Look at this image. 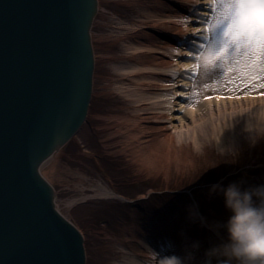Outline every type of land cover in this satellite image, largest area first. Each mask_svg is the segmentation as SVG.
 Wrapping results in <instances>:
<instances>
[{"label":"rangeland","instance_id":"obj_1","mask_svg":"<svg viewBox=\"0 0 264 264\" xmlns=\"http://www.w3.org/2000/svg\"><path fill=\"white\" fill-rule=\"evenodd\" d=\"M99 1L100 11L92 31L96 57L93 97L85 124L63 149L60 174L54 182L57 205L85 235L87 264H124L131 254L125 246L130 231L142 224L177 213L188 214L192 205L200 207L211 219L218 214L225 221L230 213L223 197L210 194V189L215 184L227 186L242 181L243 171L252 167L254 159L263 166L264 134L247 136L238 149L221 151L207 145L198 150L187 169L179 164L171 171L161 169L159 173L152 165L141 168V154L153 160L162 158L155 144L144 147V142L139 141L143 134H150L145 126L162 120L160 123L175 132L181 122L178 103L184 62L202 61L185 55L188 44L184 41L196 33L201 24L196 21L201 17L198 11L207 3L179 0L189 7V11H183L175 4L178 0ZM175 26L180 30L169 29ZM166 30L177 38L168 40L162 35ZM155 37L160 44L150 54L146 53L147 48L139 51L140 45ZM144 54L151 57L150 62L154 59L151 64L149 59L145 61ZM233 57L243 69L245 58L236 57L235 53ZM144 66L148 68L145 72ZM229 67L226 59L212 71L213 81L202 83L206 89L200 90L202 99L208 98L212 103L210 95L228 98L243 92L247 97L259 91L246 87L260 82L259 73L255 80L246 79L244 71L232 73L227 71ZM155 83L160 84L156 90L150 88ZM192 103L189 106L195 108L193 116L197 119L198 101ZM219 105L211 104V111L224 113L226 106ZM236 108L248 110L249 105L241 102ZM185 122V128L192 123L188 119ZM231 154L236 155L235 162ZM99 181L119 195L106 198L99 194L95 188Z\"/></svg>","mask_w":264,"mask_h":264},{"label":"water","instance_id":"obj_2","mask_svg":"<svg viewBox=\"0 0 264 264\" xmlns=\"http://www.w3.org/2000/svg\"><path fill=\"white\" fill-rule=\"evenodd\" d=\"M95 0H0V264H83L39 163L89 108Z\"/></svg>","mask_w":264,"mask_h":264},{"label":"bare ground","instance_id":"obj_3","mask_svg":"<svg viewBox=\"0 0 264 264\" xmlns=\"http://www.w3.org/2000/svg\"><path fill=\"white\" fill-rule=\"evenodd\" d=\"M95 1L96 12L88 24L87 46L94 64L89 108L93 97L94 73L96 69V57L92 31L94 21L100 11V1ZM205 1L207 4L198 11V14L201 17L196 20L201 23L199 26H197V29L199 28L201 33L204 31L205 22L212 15L210 8L212 0ZM175 4L178 5L179 9L183 11H189V7L185 2L178 0V2H175ZM165 5L169 7L167 3H165ZM177 28L176 26L174 28L169 27V29L173 31H179L180 29ZM166 31H163L162 35H164V37H166L168 40L177 38V36L171 35V31ZM144 33L148 34L147 32ZM193 39H195L196 44L202 42L196 37H193ZM159 44V38L155 37L148 43L144 42V44L140 45V47L138 48L139 51H142L144 49V52L147 50L146 53L150 54L151 51H153ZM187 44L188 48L185 52V55L189 56L188 54L190 51L193 53V55H195L197 53L196 46L192 42H189ZM144 55L143 58L145 59V61L149 59L148 64H151L154 59H152V62H150L151 57L147 54L145 56ZM197 63L198 62H193L190 59L184 62V71L182 73L184 77L183 81H181L182 90L180 92L181 98L180 102L178 103L180 106L179 114L181 115L179 117L181 122L180 124H177L175 126V132H170L164 123H160L162 122V120L160 122L157 121L155 124L145 126L144 129L150 131V134H143L139 138V141H141V143L146 142L145 144H142L144 147H147V143L149 145L155 144L154 147L159 149L158 151L161 153L162 158L153 160V158H151L150 156H148L149 158L143 157L141 154L139 155V163L141 168H143L144 165H152L155 169L158 170L159 173L161 169H167L171 171L179 164L182 169H187L190 166L191 161L197 154L198 150L205 148L207 145L215 146L221 151L229 150V148L238 149V147L244 143L247 136H257L264 134V87L260 86L261 81L259 83L257 82L255 84V87L252 86L253 84L246 86L255 89L256 91L259 90L257 91V93L251 94V96L246 97L243 95V92L241 94L234 95L236 96V98L234 96L225 98L219 94H215V96H209L210 100L214 101L212 103H209L208 98L203 97L202 99L200 90L202 92L206 91V89L202 88V83L206 85L211 83V81H213L212 77L214 76V73L206 72L204 70L203 60L199 62L201 64V69L199 70V72L193 73L192 71H190V69ZM146 69L148 68H145L144 66L142 69L143 72L147 71ZM196 75H198V77H196L195 81L192 82ZM159 87L160 84L157 83L150 85V88H153L154 90L158 89ZM156 96H158V94ZM239 98L241 100H239ZM219 100L220 103H223L226 106V110L224 113H219L217 112V110L215 112L211 111V104L218 106L220 104ZM196 101H198V103L195 104L198 107L197 109L199 110L198 116L196 117L197 119H195L193 116L195 108L193 106H189L191 104L194 105L192 102ZM241 102L242 105H249V108H247L248 110H241L239 108ZM233 104H235V108L238 107L239 109L235 110V108H233ZM230 107L231 109H233L229 110L228 108ZM89 108L75 125V127L42 158L39 163L38 170L53 185L52 206L58 218L64 222L72 224L73 228L81 239L84 256L83 264H87V248L85 235L79 225L71 217L66 215L64 211L57 205V191L54 181L60 174L59 165H61V156L63 153V149L65 145L73 138V136L77 134V132L85 124ZM185 119H188L190 123L192 122L188 127L186 126V128ZM132 152L136 154L135 149H133ZM253 162L255 163V165H253L254 163H252V167H244L245 170L243 171L244 174L242 177V181H246V187L264 184V162L262 161L263 166L262 164H259L258 160L255 161L254 159ZM155 175L157 174H153L152 176ZM95 188L98 190L99 194L106 198L116 197L117 195H119V192L110 187V185L104 184L101 181L96 184ZM199 211L203 216L207 217L209 221H222V217L218 214H214L216 218L212 216L211 219V217H209L207 213H203V210L200 207ZM187 215L188 214L185 212L181 214L177 213L176 215L164 217L160 220L156 219L152 224H142L140 227L132 229L129 234V240L126 242L127 245H125L126 247H128L131 254L126 257L124 264H151L150 255L152 250L163 252L166 250V246L169 244L176 245L177 247L175 250L179 251V245L182 241V231H188V234L193 238L206 239L210 235L209 233H207V230L201 228L198 224H189L187 221Z\"/></svg>","mask_w":264,"mask_h":264},{"label":"clouds","instance_id":"obj_4","mask_svg":"<svg viewBox=\"0 0 264 264\" xmlns=\"http://www.w3.org/2000/svg\"><path fill=\"white\" fill-rule=\"evenodd\" d=\"M242 8L241 25L264 30V0H243ZM235 160L233 155L232 162ZM245 184L234 181L227 186L212 185L210 194L223 197L228 218L209 221L197 205H192L188 223L198 224L210 235L196 239L182 231L179 251L174 244L167 245L163 252L152 250L151 264H264V184Z\"/></svg>","mask_w":264,"mask_h":264},{"label":"snow or ice","instance_id":"obj_5","mask_svg":"<svg viewBox=\"0 0 264 264\" xmlns=\"http://www.w3.org/2000/svg\"><path fill=\"white\" fill-rule=\"evenodd\" d=\"M242 4L243 0H212V15L205 22L204 32L201 33L198 28L184 43L192 42L196 46L197 53L193 55L190 51L188 55L194 60H203L206 72H212L217 66L221 67L227 59L230 65L227 71H244L245 78L252 80L257 79L256 73H259L260 86L264 87V30L241 25L244 15ZM193 37L202 42L196 44ZM208 53L211 55H207ZM233 53L236 57L245 58L243 69ZM233 63L237 65L235 68L231 67ZM200 69L201 64L197 63L190 71L198 73ZM252 86L255 87V83Z\"/></svg>","mask_w":264,"mask_h":264}]
</instances>
